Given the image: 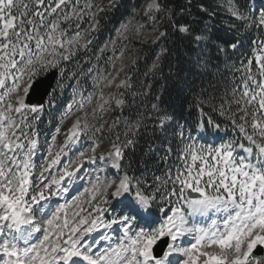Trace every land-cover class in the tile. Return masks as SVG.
<instances>
[{
	"label": "snow or ice",
	"instance_id": "obj_1",
	"mask_svg": "<svg viewBox=\"0 0 264 264\" xmlns=\"http://www.w3.org/2000/svg\"><path fill=\"white\" fill-rule=\"evenodd\" d=\"M224 3L237 22L230 31L255 29L258 36L240 67L231 66L241 72L233 98L211 112L202 100L189 105L197 110L196 128L221 142L197 143L175 123L176 158L168 163L167 148L161 160L168 171L149 184L131 175L125 161L148 121L161 130L176 121L162 107V95H153L151 84L132 92L130 76L117 83L123 65L116 76L98 63L86 71L64 67L91 47L101 15L120 0H0V264H264V0ZM200 10L208 14L203 5ZM186 15L188 8L177 12L168 0L133 3L97 61L111 51L105 63L115 68L126 54L124 41L135 36L140 42L146 29L157 33L154 44L169 29L191 36L190 54L203 66L211 63L205 48L227 60L241 47L238 35L213 38L207 25L192 36ZM168 51L156 54L146 77L162 72ZM53 70L58 77L47 98L27 102L40 77ZM66 77L83 78L85 85L91 80V90L77 79L56 117ZM112 87L115 93L105 95ZM146 101H153L150 107ZM213 113L231 122L235 138L223 139L227 130ZM46 114L57 124L41 141L38 125ZM85 141L90 147L77 151Z\"/></svg>",
	"mask_w": 264,
	"mask_h": 264
},
{
	"label": "trees",
	"instance_id": "obj_2",
	"mask_svg": "<svg viewBox=\"0 0 264 264\" xmlns=\"http://www.w3.org/2000/svg\"><path fill=\"white\" fill-rule=\"evenodd\" d=\"M24 2H27V0H24ZM140 2L141 0H120V7L102 14L100 17V30L93 32L91 37H89L93 40L91 47L86 52L82 51L72 61L64 62V67L69 71H78L80 67H83L86 71L87 67L98 63L100 67L105 68L109 72L110 66L105 63L108 52L99 61H97L96 54L106 41L115 38L116 29L126 19L128 8L133 3L140 4ZM168 3L177 12L181 8L189 9L190 15H186L185 20L193 23L192 36L196 35L200 29L207 25L213 38L238 35L242 43L241 47L227 60L222 54L217 58L218 54L214 47L205 48L211 63L203 66L195 61L194 54H190V49L196 47L192 42V37L180 34L173 35L171 34V29H169L167 37L155 44L150 40L144 41L140 39V42H137V39H132L130 41L127 51L130 54L131 61L125 69L124 78L125 76L131 77L130 82L134 85L131 91H140L142 86L146 87L151 84L152 94L162 95V107L167 108L176 117L173 125H169L164 130L154 128L153 122L148 121L147 126L137 138L135 147L128 150L125 163H131L130 174L147 181H149V176L152 172L163 169L164 161L161 160V157L165 155L167 148L170 147L172 149L169 154V161H173L176 158L179 150V141L171 138V128L174 124L178 122L185 125V132L187 130L192 132L196 130L197 110L195 107L190 108L189 105L194 106L197 100H202L205 102L204 110L211 112L213 107H219L224 101L233 98L232 92L234 88L239 86L241 72L235 71L231 66L240 67L241 61L250 55L251 48L254 47L251 41L258 36L255 29L244 31L239 26V31H230V26L237 22L230 17L226 11V6L220 0H191L190 4L189 0H168ZM106 4L108 3L104 5ZM200 5L208 9V14L201 12ZM88 25V23H84L83 28L86 29ZM159 30L164 31V26L162 25ZM200 47H204V45ZM162 48L169 50L167 58H162V72H156L154 75L149 74L146 77L144 73L151 67L152 62L156 59V54ZM133 61H135V64H133ZM253 70L255 71V68ZM77 79H80L82 87L86 86L89 91L91 90V80H88L87 85H85V81L80 77L71 79L66 77L65 83L69 84L74 81L77 83ZM65 93V89L62 93L57 92V95L60 96L58 110L65 106ZM128 100L129 102L132 100L130 94ZM151 102L153 101H146L149 107ZM228 107L229 105L225 104V108ZM51 110L49 109L48 111L51 112ZM231 110L235 112V106H232ZM110 116L113 120L115 114H110ZM213 116L216 122L220 123L221 129L227 130V135H223L225 140L236 137V131L230 121L216 113H213ZM193 137L197 138V143L212 144L215 142L217 144L218 142L214 134L204 130L201 134ZM201 137L203 139H200Z\"/></svg>",
	"mask_w": 264,
	"mask_h": 264
},
{
	"label": "rangeland",
	"instance_id": "obj_3",
	"mask_svg": "<svg viewBox=\"0 0 264 264\" xmlns=\"http://www.w3.org/2000/svg\"><path fill=\"white\" fill-rule=\"evenodd\" d=\"M220 1L226 6V4L224 3V0H220ZM81 2L83 3V0H81ZM97 2H98L99 4H105V3H109V0H97ZM88 28H89V25H88V27H87L86 29H88ZM156 35H157V33L153 32L151 29H146L145 32H144V34H143V36H142L140 39H141V40H144V41H145V40L153 41ZM116 37H117V33H115V38H114V39H116ZM132 39H137V38H136L135 36H133ZM132 39H131V40H132ZM131 40L124 41L123 47L126 48V54H125V56L123 57V60H117V61L115 62V68H113V66H112L111 64H109V66H110L109 73H111L113 76H116V75H117V73H116V69L121 68V65L124 66V67H123V70L120 71L119 74H118V77H117V83L119 82V80L124 79V72H125V69H126L127 65L129 64V62L131 61V59H130V54H129L128 51H127V48H128V46H129V43H130ZM111 55H112V52H111V51H108V56H111ZM117 55H119L118 52H117ZM109 78H111V77H109ZM73 89H74V88H73V86L71 85V89H70L69 92H68V96H69V98H68V103H69V102L71 101V99H72ZM115 91H116V89H115L114 87H112V88H107V89H105V95H107L109 92L115 93ZM94 104H95V100L93 101V105H94ZM88 110L91 111V108H89ZM77 114H79V113H77ZM74 118H75L74 116L71 117L70 120L67 121L66 123H70V122H71V119H74ZM106 120H107V122L110 123V121H111V117H110V115H108V116L106 117ZM54 131H55V130L51 131V135H52V133H53ZM61 139H62V137H61ZM107 146H108V141H106L105 144H104L102 147H105V148H106ZM88 147H90V143L87 142V141H85V142L83 143L82 147L78 148L77 151L83 150V148H88ZM73 155H75V154H73ZM42 158H43V157L41 156L40 159L37 160V164L40 163V161L42 160ZM157 175H158V174H155V175L152 177L151 182H153V178H154L155 176H157Z\"/></svg>",
	"mask_w": 264,
	"mask_h": 264
},
{
	"label": "water",
	"instance_id": "obj_4",
	"mask_svg": "<svg viewBox=\"0 0 264 264\" xmlns=\"http://www.w3.org/2000/svg\"><path fill=\"white\" fill-rule=\"evenodd\" d=\"M57 72L53 70L52 72L46 74L45 76L40 77V82L35 85V87L30 91L27 102L36 103L46 99V92L50 91L53 87L56 78Z\"/></svg>",
	"mask_w": 264,
	"mask_h": 264
}]
</instances>
